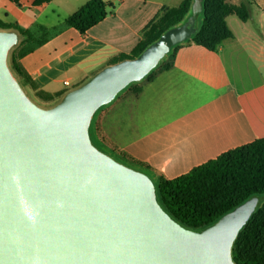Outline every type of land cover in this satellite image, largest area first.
<instances>
[{
    "label": "water",
    "instance_id": "obj_1",
    "mask_svg": "<svg viewBox=\"0 0 264 264\" xmlns=\"http://www.w3.org/2000/svg\"><path fill=\"white\" fill-rule=\"evenodd\" d=\"M203 0L138 57L109 64L58 101H34L11 64L22 36L0 29V264H238L252 197L201 230L161 206L155 180L92 140L97 111L197 31Z\"/></svg>",
    "mask_w": 264,
    "mask_h": 264
},
{
    "label": "crops",
    "instance_id": "obj_2",
    "mask_svg": "<svg viewBox=\"0 0 264 264\" xmlns=\"http://www.w3.org/2000/svg\"><path fill=\"white\" fill-rule=\"evenodd\" d=\"M87 1L0 0L3 21L47 31L46 42L19 59L28 88L56 101L111 58L131 53L147 25L182 2L105 0L114 3L108 15L80 34L65 19ZM226 21L233 36L215 51L182 43L172 68L143 82L138 96L119 94L97 120L104 145L140 164L155 182L264 137V0H255L247 21L235 15Z\"/></svg>",
    "mask_w": 264,
    "mask_h": 264
},
{
    "label": "trees",
    "instance_id": "obj_3",
    "mask_svg": "<svg viewBox=\"0 0 264 264\" xmlns=\"http://www.w3.org/2000/svg\"><path fill=\"white\" fill-rule=\"evenodd\" d=\"M48 1L34 0V3L41 4ZM193 2L194 0H182L178 6L166 8L157 19L147 25L141 41L131 53H121L111 58L107 65L138 57L166 31L183 24L191 14ZM254 2L255 0H241L235 4L230 0H203V11L197 16L199 20L197 31L185 42H194L210 51H215L220 44L233 36L227 25V17L235 15L240 20L247 21ZM113 6L114 3L110 1L88 0L69 15L65 23L80 34H85L91 27L101 22L108 15L109 8ZM0 29H14L22 36L19 46L12 52L11 64L27 85L28 80L21 69L19 59L32 49V46L46 42L47 31L44 27H40V33L36 36L28 29L7 23L1 18ZM181 45L182 43L173 46L141 81L130 83L121 92L128 89L134 96H138L143 82L152 81L157 73L173 67L176 53ZM29 89L44 101H55L42 91H34L30 87ZM117 156L146 171L125 155L117 154ZM156 185L158 201L164 210L184 227L197 231L210 226L248 199L258 197L259 203L255 212L234 241L232 257L238 264H264V137L228 150L175 178L160 177Z\"/></svg>",
    "mask_w": 264,
    "mask_h": 264
},
{
    "label": "rangeland",
    "instance_id": "obj_4",
    "mask_svg": "<svg viewBox=\"0 0 264 264\" xmlns=\"http://www.w3.org/2000/svg\"><path fill=\"white\" fill-rule=\"evenodd\" d=\"M230 1H232V0H230ZM237 1V0H236ZM199 21V20H198ZM30 30H31V32L34 34V35H37L38 36V34H39V32H38V29H37V25H36V23L35 24H33V25H31V27H30ZM50 36H52V34H50L49 35V37ZM22 80V79H21ZM22 82L24 83V81L22 80ZM25 87L27 88V90H28V92L30 93V95H31V97H32V99L34 100V101H36L38 104H40V105H43V106H47V105H51V104H53L54 102H56V101H58L59 99H56V101H53V102H48V101H44V100H42V99H40V98H38L26 85H25ZM129 92V90L127 89V90H124L123 92H121L120 93V95H126L127 93ZM133 95V94H132ZM114 101V100H113ZM113 101L111 102V103H113ZM111 103H109L108 105H105L104 107H102V108H100L98 111H97V113L98 114H96L97 116H96V118H95V120H94V122H93V124H91L92 125V131H91V127H90V134H91V138H92V140H93V142L95 143V142H97L98 143V145L100 146H98L97 145V143H95L100 149L101 148H104L105 150H111V151H106V152H111L110 154L112 155V156H114L117 160H119V161H121V162H123L124 164H126V165H128V166H130V167H133V168H136V169H138V167L136 166V165H134V164H132V163H129L128 161H126V160H123V159H121L119 156H117V154L114 152V150H112L113 148H108L107 146H105L104 145V143H103V141L105 140V138H104V136L102 135V133L100 134V132L98 133L97 132V129L99 130V127H100V125H99V123H98V119H100V117H101V115H102V113H103V111H106L107 110V107L111 104ZM113 112V110L112 111H110L108 114H109V117H112V113ZM109 126H110V128H111V130H112V132L114 131V124L113 123H109ZM92 133H93V135H92ZM100 135H102V136H100ZM103 150V149H102ZM116 154V155H115Z\"/></svg>",
    "mask_w": 264,
    "mask_h": 264
},
{
    "label": "built area",
    "instance_id": "obj_5",
    "mask_svg": "<svg viewBox=\"0 0 264 264\" xmlns=\"http://www.w3.org/2000/svg\"><path fill=\"white\" fill-rule=\"evenodd\" d=\"M65 84H69V82L66 81Z\"/></svg>",
    "mask_w": 264,
    "mask_h": 264
}]
</instances>
